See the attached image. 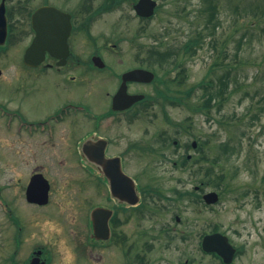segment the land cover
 <instances>
[{
    "label": "flooded vegetation",
    "instance_id": "obj_1",
    "mask_svg": "<svg viewBox=\"0 0 264 264\" xmlns=\"http://www.w3.org/2000/svg\"><path fill=\"white\" fill-rule=\"evenodd\" d=\"M3 1L0 0V4ZM97 1L80 0L75 9H66L71 0H65L67 6L45 0L27 14L28 18L20 22V26L14 29L13 37V16L22 15L26 6L19 0L15 9H12V0H5L7 43L12 44L14 39L21 54V67H18L17 75L23 86L35 84L34 81L40 79L50 80V72L58 77L65 89L74 85L83 89L86 97L105 81L115 79L116 86L113 91L105 93V98L99 99L102 106L98 112H94L84 100H66L53 114L39 121H29L21 112H18L17 117L0 115L5 121L4 130H15L19 136L31 141L41 138L40 142L24 143L20 148L17 161L21 164L30 165L38 160L40 144L51 147L55 145L56 148L52 149L56 154L65 156V162L82 173V179L68 181L69 195L62 198L63 206L60 207L51 201V184L46 202H38L44 201V198H28L32 178L37 174L45 177L37 168L32 170L25 187L20 184L23 194L19 202L2 197L7 227L0 229V264H241L240 259L246 256L245 249L228 235V226L223 231L211 223L208 224L209 230L199 234L198 240L194 241L195 247L172 250L171 254L177 257L169 262L168 252L173 248V231L167 224L164 226L158 222L159 219L163 222L166 208L158 202L169 200V196L160 187L153 185L155 180L149 179L150 182L143 184L142 178L150 176L148 164L142 165L141 178L131 173L138 158L153 156L159 157L156 160L160 161L161 158L166 159L163 150L168 146V133L165 129H158L151 135L148 119L155 118L141 115L148 108L162 104L158 95L159 85L164 84L157 77L161 61L155 58L158 52L154 51L158 48L140 44L136 46L140 51L133 55L122 50L124 40L120 37L115 43L111 39L102 42L104 30L97 23L106 14L113 13L118 5L116 0ZM138 1H131L133 11ZM126 2L129 1L124 0L122 3ZM43 7H54L65 15L54 25V20L42 17L34 27L32 16ZM135 16L145 25L153 19ZM67 19L71 24L68 35ZM143 32H146L145 27L140 28L136 34L137 39L143 37ZM194 39L199 40V37L187 42ZM184 46L182 43L178 51L163 53L179 59L180 54H184ZM6 50L0 47V55ZM138 69L153 72L155 79L147 82L139 76L129 75ZM151 87L154 88L153 93L147 91ZM120 91L121 99H118ZM135 95L145 97L132 101L131 97ZM119 101L128 108L116 110ZM8 118H17L16 129L12 127L13 120L9 121L11 125L6 126ZM162 118L170 123L168 116ZM138 124L142 132L146 133V138L136 140L131 137ZM178 142L174 140L175 145ZM52 149L45 150V153ZM106 171H120L124 177L114 176L112 187ZM196 187L195 190L199 191ZM15 208L22 209L23 215H19ZM27 210L50 214L61 226L44 227L39 223L32 226L25 212ZM66 215H74V222H67ZM150 218L159 224L157 228L143 227V221ZM176 221H180V217L178 219L176 216ZM215 233L224 236L223 240L219 237L223 242L222 254L204 249L206 237ZM179 240L186 244L190 241V235L183 234ZM228 241L234 248L230 262Z\"/></svg>",
    "mask_w": 264,
    "mask_h": 264
},
{
    "label": "rangeland",
    "instance_id": "obj_2",
    "mask_svg": "<svg viewBox=\"0 0 264 264\" xmlns=\"http://www.w3.org/2000/svg\"><path fill=\"white\" fill-rule=\"evenodd\" d=\"M17 1L19 0H12L10 4L12 9H15ZM20 1L26 7L22 15L13 16L15 29L20 26L22 20L28 18L27 14L33 8L41 5L45 0ZM49 1L67 6L65 0ZM131 1L118 6L113 13L106 14L97 23L98 27L104 30L105 37L101 39L102 42L111 39L115 43L120 37L124 40L121 45L122 50L133 54L140 51L136 49V46L140 44L150 48L155 46L158 49L168 47L178 49L182 43L185 44L188 40L199 37L198 33L203 35L194 53L180 54V60L186 69V78L182 84L180 86L172 84L170 86L172 92L168 86L164 88L160 85L159 88L170 93L171 96H177L178 91L183 92L194 85L198 86L203 80L208 81L216 75L228 74L229 70L232 75H237L239 80L238 84L231 80L230 93L223 105L221 108L215 106L209 115H195L185 105L172 106L171 104H166L164 107L159 104L141 114L155 118L148 119L151 135L158 129H165L168 133V146L163 150L167 159L161 158L160 161L156 160L159 157L153 156L138 158L135 169L131 173L141 178L142 165L148 164L150 176L142 178L143 184L155 180L153 185L160 187L166 196H175V189L194 190L196 186L203 188V191H197L201 194L211 190L220 194L214 186L203 185L201 181L204 178L203 172L192 177V170H186L180 162L189 154L197 160L202 159L204 155L216 157L221 151L219 146L229 141L236 149L230 159L222 156L219 166L215 167V171L225 170L227 173L222 180L225 187L224 194L220 195L218 204L206 206L191 199L176 201L163 199L158 202L166 206L163 222L159 217L158 222L164 226L167 224L174 236L171 241L173 248L168 252L169 262L177 257L171 254L172 250L181 247L187 250L193 248L190 246L195 247L194 241L198 240L199 234L209 230L208 224L211 223L216 224L223 231L228 226V235L245 249L246 256L240 259L241 264H264V16L253 17L249 15L250 13H245L251 8L247 2L252 0H219L220 6L216 13L218 24L214 29L213 25L208 28L207 22L204 21L205 18L201 13L205 6L203 0H156L157 13L145 25L136 18ZM100 2L101 0L96 3ZM79 3L80 0H71L66 9H75ZM234 6L237 13L233 11ZM255 9H264V0H260V6ZM142 27H145L146 32L141 34L142 38L137 39L136 34ZM114 33H117L116 36H111ZM0 56V115L17 117L18 112H21L29 121H39L53 114L66 100H84L94 112H98L102 106L99 99L105 98V93L113 91L116 86L115 79L105 81L98 86L99 89L95 88L93 93L86 97L84 90L74 85H71L70 89H65L64 84L51 72L50 80L40 79L41 82L34 81L35 84L23 86V82H19V75H17V69L21 67V54L14 39L13 44H9L7 50ZM173 60L178 61L174 58ZM172 66L171 64L164 66V69L158 68L159 74L171 80L174 76L176 78L179 69L176 70L175 66ZM153 90L154 88L151 87L147 91L153 93ZM202 94V87H196L188 104L200 103ZM164 115L169 117L170 123L168 120H166L167 123L165 122L162 118ZM12 120L14 121L12 127L16 129L17 118H8L6 126L11 125L9 121ZM4 122L0 117V188L2 191L0 229L7 227L1 204L2 197L19 202L20 195L23 194H21V185L25 187L28 184L34 168H37L49 180L52 190L51 201L57 207L63 206L62 198L69 195L68 181L82 179L81 171L77 168L72 169V166L65 162L66 157L62 154L57 155L52 149V147L56 148L55 145L51 147L40 144L41 154L38 160L30 165L21 164L17 161L20 148L24 146V143L40 142L41 138L35 141L24 139L15 130H4ZM180 124L184 127V131L177 126ZM139 125L131 135L136 140L146 138V133L142 132ZM174 139L179 141L180 147L173 144ZM194 140L198 143L203 141V147L199 150L191 148L190 145ZM57 147L63 148L62 145ZM49 148L52 150L45 153V150ZM72 156L74 157V154ZM175 161L178 165L174 164ZM196 161H191L189 166H194ZM200 167L199 164L194 166L197 171ZM15 211L21 216L24 213L20 208H15ZM25 212L32 226L35 223L44 227L61 226L50 214L31 210ZM59 212L58 210L57 213ZM176 216L180 217V221H176ZM65 217L68 219L67 222H74V215ZM78 222L79 220L76 224ZM156 226L159 224L151 218L143 221L145 228ZM183 234L190 235V241L186 244H182L179 240Z\"/></svg>",
    "mask_w": 264,
    "mask_h": 264
},
{
    "label": "trees",
    "instance_id": "obj_3",
    "mask_svg": "<svg viewBox=\"0 0 264 264\" xmlns=\"http://www.w3.org/2000/svg\"><path fill=\"white\" fill-rule=\"evenodd\" d=\"M124 0H116V4L120 5L122 4ZM205 2V11L209 12V17L207 19V24H211L213 21L215 23L213 24L214 29H216V26L218 23H216V13L218 12V8L220 6L219 0H204ZM237 8H239V5H237ZM233 11H237L235 6L233 7ZM238 12V11H237ZM236 12V13H237ZM254 15L257 16V12L254 10ZM186 53H191L193 52V46L192 44H188L185 49ZM161 61H166L168 60V56H161L159 57ZM175 69L182 68L180 72L177 74V79L175 78L172 80L173 85L180 86L184 79L186 78V69L183 67L181 64H174ZM228 66H231V64H228ZM237 75H232L231 70L228 71V74L224 73L221 76H215L213 78H210L206 80H203L198 84V86L202 87L203 94L201 95V101L196 102L194 104L189 105L188 101L190 102L192 95L195 93L196 90V85L190 87V89L185 90L183 92L178 91L179 95L177 96H171V94H166L163 93V99L164 101H169V102H176L180 105H185L191 112L192 114L195 115H209L212 111V109L217 106L218 108H221V106L224 103V100L227 98V95L230 93L229 89L231 86V80L233 79L234 83L238 84L239 80L237 79ZM172 92V88L169 87ZM168 88V89H169ZM167 89V90H168ZM182 94V95H180ZM229 98V97H228ZM231 142H225L221 146H219L220 150L218 153V156L216 157H208L207 155H204L202 159L197 160L196 162L201 165L200 169L197 171L194 167L192 166H185L186 170L191 169L192 171V177H195L197 173L200 174V172L204 173V178L201 179L203 185L205 186H214L216 189L220 191V195L223 196L225 187L222 184V180L226 177V171L225 170H220V171H215V167L218 165L219 166V161L222 156H225L227 159H230L234 154L236 149L231 146ZM203 147L201 144L200 149ZM228 155V156H227ZM186 159V158H185ZM184 165L187 163L186 160H184ZM207 164V165H206ZM198 176V175H197ZM224 187V188H222ZM175 194L177 195L176 200H185L187 197L194 195L197 197L198 200H200L199 195H196L193 192L189 191H179L177 189L174 190Z\"/></svg>",
    "mask_w": 264,
    "mask_h": 264
},
{
    "label": "water",
    "instance_id": "obj_4",
    "mask_svg": "<svg viewBox=\"0 0 264 264\" xmlns=\"http://www.w3.org/2000/svg\"><path fill=\"white\" fill-rule=\"evenodd\" d=\"M156 5H157V3L153 0H140L138 2V4L135 6V10H136L137 14H139L140 16L150 17L154 14V10H155ZM63 15H65V14H63L60 10H58L56 8L44 7V8L39 9L38 11H36V13H34L33 25L35 27L38 19H40L42 17H46L49 20H54V22H53V25H54L55 22H58L60 19H62ZM66 27H67V35H68L70 30H71V24H70L69 20H68V24L66 25ZM7 33H8V28H7V18H6V9H5V0H4L3 3L0 5V45L5 44L6 38H7ZM35 43H36V41L34 42L33 46H35ZM31 50H32V48H31ZM30 52H32V51H29L28 53H30ZM129 75L130 76H133V75L139 76L141 78H144L147 82H151L154 79L153 73L148 72V71H144V70H136L134 72H131ZM119 93L120 94H119L118 99H121L122 92L120 91ZM142 98H143V96H133V97H131V100L136 101V100H139ZM126 107H128V106L127 105H121L119 108H126ZM194 145H195V143H194ZM106 175L111 180L112 187H113L114 176L120 175L121 177H124V174L120 171H106ZM49 188H50L49 183L44 178V176L42 174H37L32 178L31 183L28 187V192H27L28 198L29 199H31V198H42L43 199L44 198V201L42 200V201H38V202H42V203L46 202V200L48 198ZM204 200L208 204H215L219 200V195L216 192H210V193H207L206 195H204ZM219 236H221V235L216 234L215 236H211V237L207 238L204 242L205 249L211 250V251L215 250L218 252H222V247L217 244L216 240H213ZM210 240H211V242L209 243ZM228 247L231 249L229 244H228ZM232 252H233V250H232ZM232 252H231L230 256L232 255Z\"/></svg>",
    "mask_w": 264,
    "mask_h": 264
}]
</instances>
